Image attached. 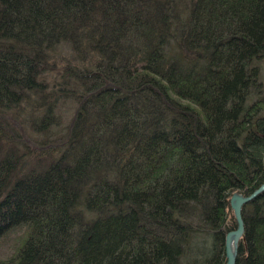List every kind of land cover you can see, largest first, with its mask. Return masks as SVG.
<instances>
[{
    "label": "trees",
    "instance_id": "trees-1",
    "mask_svg": "<svg viewBox=\"0 0 264 264\" xmlns=\"http://www.w3.org/2000/svg\"><path fill=\"white\" fill-rule=\"evenodd\" d=\"M262 58L264 0H0V264H225ZM242 214L264 264V191Z\"/></svg>",
    "mask_w": 264,
    "mask_h": 264
},
{
    "label": "water",
    "instance_id": "water-1",
    "mask_svg": "<svg viewBox=\"0 0 264 264\" xmlns=\"http://www.w3.org/2000/svg\"><path fill=\"white\" fill-rule=\"evenodd\" d=\"M264 191V181L254 188L250 193L244 194L241 190H234L229 197V205L232 209V213L236 222V226L230 229L225 234V252L226 263L235 264L236 254L239 249V242L242 240L246 243L245 237V225L242 214L243 206L250 200L256 198L260 193Z\"/></svg>",
    "mask_w": 264,
    "mask_h": 264
},
{
    "label": "rangeland",
    "instance_id": "rangeland-1",
    "mask_svg": "<svg viewBox=\"0 0 264 264\" xmlns=\"http://www.w3.org/2000/svg\"><path fill=\"white\" fill-rule=\"evenodd\" d=\"M259 77L260 80L263 82V87H264V58L259 60ZM11 122H13L11 120ZM27 134L26 133H21V130L19 128L18 132L21 134L20 136L24 138L25 136H28L31 134V138L34 139L37 134L31 131L30 126L27 124ZM30 140V139H28ZM23 231L22 226H17L15 228H12L9 232L5 233V236H1L0 238V257H5L9 255L12 250H13V245L16 242V237Z\"/></svg>",
    "mask_w": 264,
    "mask_h": 264
},
{
    "label": "bare ground",
    "instance_id": "bare-ground-1",
    "mask_svg": "<svg viewBox=\"0 0 264 264\" xmlns=\"http://www.w3.org/2000/svg\"><path fill=\"white\" fill-rule=\"evenodd\" d=\"M232 210V209H231ZM232 215H233V213H232ZM233 218H234V216H233ZM235 220V219H234ZM236 223V222H235ZM245 225V224H244ZM242 240H240V242H241ZM239 242V243H240ZM224 250H225V241H224ZM237 253H238V251H237ZM225 258H226V252H225ZM236 259H237V254H236ZM225 263H226V261H225ZM235 264H236V260H235Z\"/></svg>",
    "mask_w": 264,
    "mask_h": 264
}]
</instances>
